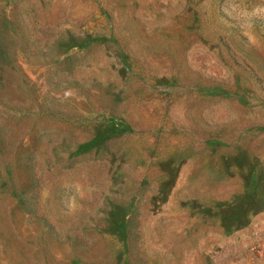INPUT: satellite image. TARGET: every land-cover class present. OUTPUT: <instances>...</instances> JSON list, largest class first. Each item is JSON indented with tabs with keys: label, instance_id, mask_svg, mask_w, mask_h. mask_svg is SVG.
Wrapping results in <instances>:
<instances>
[{
	"label": "rangeland",
	"instance_id": "374dc122",
	"mask_svg": "<svg viewBox=\"0 0 264 264\" xmlns=\"http://www.w3.org/2000/svg\"><path fill=\"white\" fill-rule=\"evenodd\" d=\"M0 264H264V0H0Z\"/></svg>",
	"mask_w": 264,
	"mask_h": 264
}]
</instances>
